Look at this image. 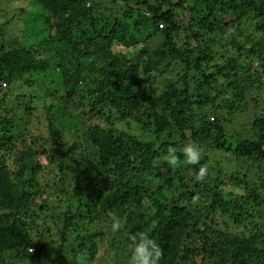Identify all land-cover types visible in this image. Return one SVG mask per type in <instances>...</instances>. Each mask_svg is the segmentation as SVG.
Returning <instances> with one entry per match:
<instances>
[{
    "label": "trees",
    "instance_id": "16d2710c",
    "mask_svg": "<svg viewBox=\"0 0 264 264\" xmlns=\"http://www.w3.org/2000/svg\"><path fill=\"white\" fill-rule=\"evenodd\" d=\"M25 1L42 10L35 36L44 39L11 41L10 21L0 24V89L58 68L60 101L68 110L80 102L85 128L71 144L50 120L38 151L19 135L20 112L0 113V257L49 253L33 227L47 206L58 211L56 252L77 242L88 261L98 238L120 234L127 264L130 237L146 233L161 249L158 264H264V0ZM28 6L11 18L18 31L36 28L26 27ZM135 37L144 45L133 54ZM188 144L202 151L196 165L183 163ZM169 147L176 168L157 163ZM42 154L46 163L35 159ZM50 186L60 202L37 210Z\"/></svg>",
    "mask_w": 264,
    "mask_h": 264
},
{
    "label": "rangeland",
    "instance_id": "374dc122",
    "mask_svg": "<svg viewBox=\"0 0 264 264\" xmlns=\"http://www.w3.org/2000/svg\"><path fill=\"white\" fill-rule=\"evenodd\" d=\"M108 3V2H107ZM28 6V12L26 15V27L29 24L37 23L36 28L34 30H30L26 32V28L24 30H16L12 24L13 15H17L19 12L18 6ZM21 12V11H20ZM19 12V13H20ZM40 13L42 10L36 3L29 4L25 0H0V24L10 21L6 30L11 32L10 40L18 39L19 43H23L24 45H33L39 47V42H41L44 37L42 35L35 36L37 30H39L42 25V21L40 20ZM28 23V24H27ZM18 24H20L18 22ZM35 25V24H34ZM232 30V29H231ZM21 32V33H20ZM20 33V35H19ZM19 35V37H17ZM229 36V35H228ZM226 37V36H225ZM230 37V36H229ZM134 44L131 45L130 50L135 53V48L143 47L144 43L139 41L138 38H134ZM136 44V45H135ZM117 51H125V48L121 45H118L116 48ZM173 76L168 73V77ZM60 71L58 68H55L54 73L45 74L44 76L37 79L38 82L34 81L33 84L28 86L27 84L16 83L14 86H6L4 84L1 85L0 89V113L4 116H13L15 112H20V115L14 117L16 121V127H19V135L23 137L28 144H32L34 147L40 151L44 148L42 145H45V142L49 139L48 134V123L50 120L54 122V125L61 131L64 132L65 135L69 137L70 143L76 142L80 138L81 131L85 128L83 125V107L80 102L75 99V102H69V110L64 106L63 102L60 100V95H62L63 87L61 80ZM36 80V79H35ZM59 88V89H58ZM48 89L52 92L58 91L60 93H55L53 98H44L43 90ZM23 94L31 97H24ZM31 99L30 103L28 102ZM27 104L29 107H34L30 114H25V109ZM223 115V113H221ZM225 114V113H224ZM238 121H245V117L240 116L237 121H234L235 126H239ZM81 126V128H79ZM133 133L136 135H143L141 130L136 127H133ZM80 130V134L78 132ZM36 140V142H31ZM69 143V144H70ZM28 144H21L17 142V147H26ZM79 150V149H77ZM39 157L35 158L41 161L42 163H46L45 155H38ZM79 165L76 164V167ZM73 174L69 169L65 170L63 173L64 178H69L70 175ZM65 185L66 182L61 183V187ZM60 195V190L50 186L49 188L43 187V191L40 198H37L35 208L38 210L39 205L42 201H49V205L55 206L56 203H59L60 199L57 196ZM42 207V210L39 211V215L34 218V233L36 235H40L43 238V242L48 247L47 250H43L39 257H33L32 254L35 252L33 249L32 252H28L31 255L28 257L19 259L12 256L4 255L0 257V264H66V262L71 264H80L79 257H87V255H83L79 253V248H77V242L74 243V246L71 245L72 242H69L62 253L56 252L54 249V244L57 245L59 239L58 236V228H60L59 223H55L56 215L58 211L54 209H48ZM52 216L54 218H52ZM105 227L108 228L111 225L110 221H104ZM100 228L101 226H96ZM94 225H92V229L97 231L98 229ZM230 228L235 233H241L246 230L243 227L236 228L233 225H230ZM75 234V233H74ZM120 234L115 235H107L102 238H98L96 242V253L95 255L88 261V264H123L122 263V250L123 243L121 240ZM74 235L69 234L68 238L72 239ZM73 246L75 249V257L70 254V248ZM64 256V260L60 255ZM36 258V259H30Z\"/></svg>",
    "mask_w": 264,
    "mask_h": 264
},
{
    "label": "clouds",
    "instance_id": "9594fccd",
    "mask_svg": "<svg viewBox=\"0 0 264 264\" xmlns=\"http://www.w3.org/2000/svg\"><path fill=\"white\" fill-rule=\"evenodd\" d=\"M184 159L185 165H196L202 158V151L195 145L188 144L180 149ZM177 149L169 147L166 154L157 161V163H166L171 168H176L180 160L177 156ZM207 175V169L201 167L197 173H195V179L200 182L205 179ZM122 227V221L120 219H113L111 225V231L113 233L119 231ZM129 256L127 264H158V260L161 256V249L154 239L148 236L146 233H140L136 236L130 237ZM80 264H88L87 257H79Z\"/></svg>",
    "mask_w": 264,
    "mask_h": 264
},
{
    "label": "built area",
    "instance_id": "2783aa9c",
    "mask_svg": "<svg viewBox=\"0 0 264 264\" xmlns=\"http://www.w3.org/2000/svg\"><path fill=\"white\" fill-rule=\"evenodd\" d=\"M28 250H29V252H32V251H33V249H32V248H29Z\"/></svg>",
    "mask_w": 264,
    "mask_h": 264
}]
</instances>
